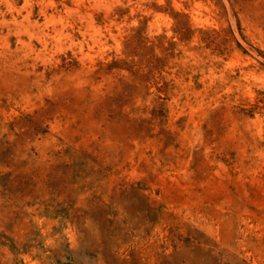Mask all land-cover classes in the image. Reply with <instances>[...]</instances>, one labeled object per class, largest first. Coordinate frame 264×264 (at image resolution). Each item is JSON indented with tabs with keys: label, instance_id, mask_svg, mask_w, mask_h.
Instances as JSON below:
<instances>
[{
	"label": "rangeland",
	"instance_id": "1",
	"mask_svg": "<svg viewBox=\"0 0 264 264\" xmlns=\"http://www.w3.org/2000/svg\"><path fill=\"white\" fill-rule=\"evenodd\" d=\"M0 264H264V0H0Z\"/></svg>",
	"mask_w": 264,
	"mask_h": 264
}]
</instances>
